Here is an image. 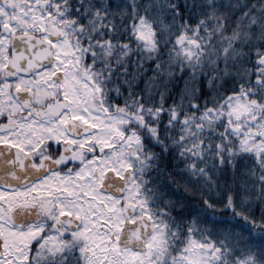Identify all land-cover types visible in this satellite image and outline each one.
<instances>
[{"label": "snow or ice", "instance_id": "6c2138e0", "mask_svg": "<svg viewBox=\"0 0 264 264\" xmlns=\"http://www.w3.org/2000/svg\"><path fill=\"white\" fill-rule=\"evenodd\" d=\"M0 264H264V0H0Z\"/></svg>", "mask_w": 264, "mask_h": 264}]
</instances>
